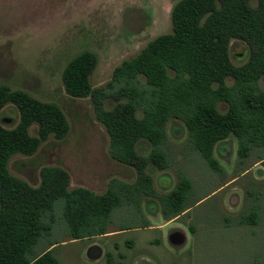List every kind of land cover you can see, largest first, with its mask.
<instances>
[{"label":"trees","instance_id":"trees-1","mask_svg":"<svg viewBox=\"0 0 264 264\" xmlns=\"http://www.w3.org/2000/svg\"><path fill=\"white\" fill-rule=\"evenodd\" d=\"M170 21V32L115 66L103 86L90 83L98 63L92 51L75 54L61 72L67 95L90 98L108 135L109 156L135 170L131 182L112 177L97 193L83 186L69 188V172L59 165L42 166L37 186L12 175L8 162L13 155L34 154L50 136L63 139L70 125L57 103L0 84V109L10 103L18 111L13 127L0 124V264H58L50 248L62 241L35 249L41 238L50 236L57 202L70 239L108 233L111 211L122 200L141 208L154 199L165 221L186 214L191 181L178 173L175 186L158 194L146 171L170 166L164 147L172 119L182 122L188 146L212 169H221L215 146L230 136L236 140L237 162L251 155L253 165L264 166V88L259 84L264 77V0H178ZM232 40L246 46L245 60L238 65L230 56ZM33 124L34 135L29 132ZM145 204L152 211L151 202ZM255 215L251 211L241 223L254 222ZM149 226L146 221L141 227ZM106 261L124 264L108 254Z\"/></svg>","mask_w":264,"mask_h":264},{"label":"rangeland","instance_id":"rangeland-1","mask_svg":"<svg viewBox=\"0 0 264 264\" xmlns=\"http://www.w3.org/2000/svg\"><path fill=\"white\" fill-rule=\"evenodd\" d=\"M177 1L0 0V84L57 103L70 125L63 139L50 136L34 154L13 155L8 162L12 175L37 186L42 166L59 165L69 172V188L83 186L97 193L112 177L134 180L132 167L109 156L108 135L94 116L90 98L67 95L61 72L75 54L89 50L98 57L90 83L105 85L115 66L135 56L154 37L171 31L170 11ZM229 50L234 64L245 60L242 41L232 40ZM259 84L264 88V77ZM17 121L13 104L0 109V124L13 127ZM29 132L36 133L35 124ZM186 137L182 122L170 120L164 147L170 166L146 169L158 194L175 186L178 173L191 181L186 214L167 222L154 199L145 200L141 208L122 200L111 211L108 233L70 239L57 202L50 236L41 238L35 249L62 241L50 248L58 264H107L106 254L124 264H264V166L253 165L251 155L237 162L236 140L230 136L215 146L214 157L221 166L216 171L188 146ZM251 211H256L255 221L241 223ZM145 220L151 228L141 227ZM177 229L186 234L180 247L168 241ZM92 244L102 248L97 260L86 256Z\"/></svg>","mask_w":264,"mask_h":264},{"label":"water","instance_id":"water-1","mask_svg":"<svg viewBox=\"0 0 264 264\" xmlns=\"http://www.w3.org/2000/svg\"><path fill=\"white\" fill-rule=\"evenodd\" d=\"M10 121V119H5ZM168 241L172 246L180 247L186 242V234L181 230H174L168 235ZM102 248L97 244H92L86 249V256L90 260H97L102 256Z\"/></svg>","mask_w":264,"mask_h":264},{"label":"crops","instance_id":"crops-1","mask_svg":"<svg viewBox=\"0 0 264 264\" xmlns=\"http://www.w3.org/2000/svg\"><path fill=\"white\" fill-rule=\"evenodd\" d=\"M168 222V221H167ZM147 228H151V225L149 226V227H147Z\"/></svg>","mask_w":264,"mask_h":264}]
</instances>
